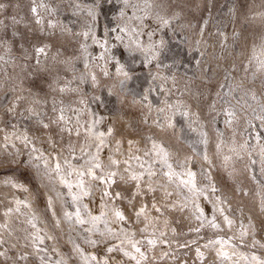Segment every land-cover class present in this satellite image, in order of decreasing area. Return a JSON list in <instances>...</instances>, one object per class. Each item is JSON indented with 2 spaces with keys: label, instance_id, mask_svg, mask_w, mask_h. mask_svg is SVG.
I'll return each mask as SVG.
<instances>
[{
  "label": "rangeland",
  "instance_id": "374dc122",
  "mask_svg": "<svg viewBox=\"0 0 264 264\" xmlns=\"http://www.w3.org/2000/svg\"><path fill=\"white\" fill-rule=\"evenodd\" d=\"M35 3L46 6L38 9L39 24L37 15L31 12L33 0H0V128L5 130L1 133L13 131V125L15 130L21 129L27 123L37 148L48 153L51 137L65 156H73L87 150L92 141L85 134L91 101L97 100L109 109L115 103L121 108L122 118L115 122L114 129L124 139L153 136L165 148L174 146L182 159L172 154L169 163L180 173L187 172L188 163L199 160L201 172L206 173L204 181L196 179L204 190L199 198L219 202L226 199L227 204L219 208H223L224 215L234 216L231 227L217 209H208L197 220L187 215L185 207L190 200L180 194V189H167L174 193L167 197L164 189L152 184L158 188L156 192L136 194L134 183L117 177L111 191L121 193V198L113 202L128 211L133 230L135 212L142 205L153 214V223L146 232H141L146 225L137 226V239H150L163 232V240L167 241L162 249L143 243L148 260L142 264H223L208 244L217 237L239 247L234 259L240 264H248L241 254L251 257L255 253L264 258V121L260 119L264 117V72L258 71L256 59H252H264V0H150L152 6L146 10L143 23L132 24L139 25L141 35L125 36L121 42L111 33L108 52L91 45V39L77 35L92 24L86 11L92 0ZM131 3L143 6V0ZM120 7L121 0L103 4L95 24L98 37L117 24L123 27L132 23L127 17L118 18ZM128 13L131 15V10ZM148 33L154 34L149 37ZM136 39L142 49L136 48ZM126 44L132 45L131 53ZM40 47L45 49L42 54L36 52ZM116 61L130 72L128 78L117 71ZM9 108L14 111L9 112ZM61 109L66 120L70 119L67 127L73 129L71 134L60 132L64 124L51 123ZM110 116V112L104 113L100 120ZM39 120L48 123L49 129H42ZM124 120H130V129H124ZM77 129L80 136L75 134ZM183 135L194 138L187 141ZM38 136L48 141L38 144ZM129 146L126 156L141 157V161L131 160L137 168L141 162L147 168L157 159L148 160L139 145ZM29 151L22 145L19 154L8 151L1 155L0 180L11 176L32 187L38 207L49 220L47 199L29 163ZM147 183L151 182L145 179L142 187ZM212 187L217 191L213 192ZM3 189L0 186V225L8 227H0V264H52L44 245L40 248L45 255L32 245L35 229L29 223L33 220L31 212L21 205L19 213L4 215L8 207L15 205ZM154 203L159 213L153 209ZM213 216L220 228L211 227ZM247 221L253 230L244 231ZM197 228L199 232L194 231ZM242 232L246 234L241 236ZM94 240L92 246L96 249L106 243L102 237ZM61 246L75 260L69 245L62 242ZM25 255L27 259H20Z\"/></svg>",
  "mask_w": 264,
  "mask_h": 264
},
{
  "label": "snow or ice",
  "instance_id": "6c2138e0",
  "mask_svg": "<svg viewBox=\"0 0 264 264\" xmlns=\"http://www.w3.org/2000/svg\"><path fill=\"white\" fill-rule=\"evenodd\" d=\"M110 0H92L90 6H86V11L88 16L91 18L92 24L89 25L88 30L82 33H78L77 35L83 36L85 40L91 39L93 44L99 45L101 48L104 49L105 52L110 51L108 47V37L111 33L116 34L114 39L116 41L123 42L124 37L128 36L131 38L133 35L139 37L141 35V31L139 30V25L132 26L135 22H139L140 24L143 23L144 18L148 15L147 9L151 8L150 0H143V6L141 7L138 4L131 3V0H121L122 7L119 9L118 18L123 20V18L127 17L131 24H125L121 27L117 24L115 27L110 29H106L102 33V38L98 37L95 31V24L98 19V14L102 13L103 11V4L108 3ZM3 7V5H0ZM46 6L41 3L37 5L35 0H33V6L31 8V12L37 15L36 22L39 24L41 23V19L39 18L38 9L45 8ZM79 8V5L76 6ZM128 10H131V15H129ZM48 11H52L48 9ZM137 13H143V15H138ZM115 19V18H114ZM163 24H167L166 20H162ZM50 27H54V25L49 22ZM123 34V35H121ZM154 33H148L149 37H151ZM137 49H142L143 45L136 39L134 41ZM81 47L87 51V46L82 44ZM262 47L261 55L264 56V45ZM125 48L129 50L131 53L132 48L131 45H125ZM45 49L43 47L37 48V53H44ZM103 58V56H101ZM252 59H256L257 69L258 71L264 72V59H258L253 57ZM252 59L249 60V64L252 63ZM151 62L150 60L148 61ZM119 64V61H117ZM118 72H122L127 77V72H124V66L119 65L117 68ZM107 75V73H105ZM94 79V78H93ZM123 83V82H121ZM63 91V89H61ZM255 99V97H253ZM147 99V97H145ZM9 112L14 111L13 108L8 109ZM55 112L56 110L53 109ZM163 111V109H161ZM32 115L38 116V113L33 112ZM264 121V117L260 118ZM40 127L42 129H49V124L44 123L43 120L38 121ZM54 124H64V127L60 128V132H67L71 134L73 129L71 127H67V124L70 123V119L66 120L63 110L61 109L60 114L57 116V119L51 121ZM99 120H94L90 126H85V134L94 140V144L91 147L96 148L95 153L91 152H82V156H86L87 158L84 159V163H80V158L72 157H62L60 154L48 153L46 154L41 149L35 146V143L32 137L28 134L27 130L23 132L15 130V125L12 126L13 131L5 132L3 139L4 141L11 144L13 148H16V141H19L20 144L23 145L24 148L29 149L30 160L34 159L38 161L34 165L37 169V175L47 176L50 180L55 177L58 179L59 184L63 185L65 189H67V194L71 197V204H68L67 209L63 212V216L68 221H74L76 224L84 225L90 224L91 227L85 229L86 232H100L101 235H104V232H101L99 225L103 223L105 225V229L109 236L115 237L119 239L120 243L118 245H114L112 247H108L106 251L108 253H112L114 251H119L123 254V256L127 257L130 261H135V264H142L148 260V256L145 250H142L141 245L146 242L147 245L155 247L157 243H167L166 240H160L159 238L155 239H148L144 236L142 239L138 240L135 239V233H127L123 230L120 231L119 235H117V229L111 227L112 223L119 224L127 220L124 211L118 207L109 208L107 202L104 200L107 197L109 200L115 201L121 198V193L116 192L115 194L111 191V186L116 183V178L119 177L120 180H123L125 183L132 182L135 184L136 194H140L142 192H156L158 190L157 187H153L152 183H147L143 185L142 182L147 179L148 181H152L154 177L160 176L163 180H166L168 183H177V178L179 177V181L177 183V187L179 188L181 185L188 190V192L192 193L193 196L203 195L204 190L198 185L196 180V174L188 171L186 173L177 172L171 163H169V156L170 153L167 149L162 145H157L155 142L152 144L151 152H154L157 159H154L150 164H148L147 168L145 167V163L141 162L139 164V171L132 170L130 160L135 159L136 161H141V157H130L129 160L123 161L124 164V173H127V179L125 180V176L121 174L118 170L121 164V161L114 159L111 155L108 157V162L105 164L99 156V153L103 150L105 146V138L106 136H111L113 133V129L108 128L106 132L99 131L96 127L99 124ZM5 130L0 128V132H4ZM77 136H80L79 129L76 130L75 133ZM49 143L52 145L53 152H55L56 143L49 137ZM119 143V142H117ZM131 143V141L129 142ZM118 150V149H117ZM74 151V149L72 150ZM20 150L17 149V154H19ZM31 153H37L36 156L32 157ZM145 155H149V152L146 151ZM73 159L76 160V163H73ZM157 164L159 168H157ZM164 169H167L166 171ZM186 175V178L184 176ZM3 183L7 186H10L13 189H19L27 193L29 188L22 184L16 182L13 178H7L3 181ZM156 184L159 188H163L165 191V195L167 197H171L174 193L167 191V185L162 183L161 180H157ZM103 185L104 188L102 189V206L99 211V215H93L91 210L89 209V204L84 203L85 198L90 197L92 195V190L94 186ZM212 191L215 192L217 189L212 187ZM58 196L61 193H57ZM67 204V201H65ZM30 207V203L27 200H20L17 199L15 202L14 207H8L4 213L7 217L12 213H19L20 206ZM146 205H142L138 211L135 212V216L137 218L141 217L145 214ZM153 209L159 213L160 208L156 207L155 203L152 205ZM46 209H51L52 214L55 215V210L52 208V198L48 197ZM198 215H196L197 220H201L203 217V210L199 209L197 206ZM217 211L223 216L224 223L231 227L234 223L228 216L224 215L223 208H218ZM109 214L111 215V221L108 219ZM85 216L87 219H85ZM147 218V217H145ZM216 217L213 216L212 220L209 221L211 227L213 228H220V224L215 222ZM31 227L35 229V232L32 234V245L36 249L37 252H40L44 249H41L40 246L44 244L45 239H51V237H45L41 234L42 229H39L36 223L33 220H29ZM57 225L59 224V220L56 221ZM151 223V221H149ZM0 227L7 228L8 225H0ZM147 226L144 229H141V232H146ZM194 231L199 232L200 229H194ZM246 233H241V236L245 235ZM161 236L164 233L160 234ZM121 237H123L121 239ZM87 243L95 244L96 241L92 240L90 237L86 239ZM0 243H3L0 240ZM230 243L229 239H225L224 237H217L215 240H210L208 244L211 245H219L220 249L217 252L219 257L224 259H233L237 254L236 252H229L224 250V246ZM187 246V245H182ZM208 245H205L207 247ZM264 247V245H261ZM79 249V246H77ZM46 251V250H45ZM3 255V253H0ZM165 256L168 255L167 253L164 254ZM197 255L201 258L203 257V253L200 252V249L197 248ZM20 259H27V255L20 257ZM43 259V257H41ZM97 257L95 255H91L89 257H85L86 261H97ZM110 258L106 257L103 260V264H108V260ZM241 259L247 261L248 264H264V258L257 256L255 253L251 255V257L247 255L241 254ZM233 264H240V260H233Z\"/></svg>",
  "mask_w": 264,
  "mask_h": 264
},
{
  "label": "bare ground",
  "instance_id": "6f19581e",
  "mask_svg": "<svg viewBox=\"0 0 264 264\" xmlns=\"http://www.w3.org/2000/svg\"><path fill=\"white\" fill-rule=\"evenodd\" d=\"M93 45V43L91 44ZM132 47V45H131ZM86 60V59H85ZM117 62V61H116ZM117 65H123L120 63ZM124 72H127V77L121 72V75L123 78H128L130 75V72L124 67ZM119 74V73H118ZM120 75V76H121ZM123 88V86H122ZM125 90V89H124ZM126 91V90H125ZM107 94V93H106ZM108 95V94H107ZM106 99V97H105ZM108 99V98H107ZM113 99V98H112ZM110 100V99H109ZM106 101V100H105ZM112 109H109V107H104L100 105V103L96 100L91 101L89 104V110H90V123L89 126L92 124L94 120H99L100 123L96 125L97 129L99 131H104L106 132L108 128L113 129V133L111 136H106L105 138V146L103 150L99 153L100 159L106 164L108 162V157L111 155L114 159H117L121 161V164L119 166V169H114L118 170L121 174H124L127 176V173H124V164L123 161L129 160L130 158L125 155L128 146L130 144H135L143 147V150L148 151L149 155H147L148 160H151L152 158L156 157L154 152H151L152 144L155 142L157 145H163V142L156 138V137H141V136H134L131 139L128 138H123L114 128L115 122L119 119L122 118V111L120 106L115 105ZM88 106V105H87ZM111 113L110 117H105L102 121L100 120V116L104 113ZM89 116V115H88ZM97 119H96V118ZM123 127L124 129H130L131 128V122L130 120H124L123 122ZM24 130H29L27 123H24L21 126V129H17V131L23 132ZM3 134L0 132V157L3 155L5 152L11 151V152H17V149L21 150L22 144H20L19 141H16V148H13L10 143L4 141L3 139ZM182 136V135H181ZM185 140L191 141L194 136L191 135H183ZM183 138V137H182ZM45 138H42L38 136L36 139V143L40 144L43 143ZM90 142L88 149L85 150L84 152H91L95 153L96 148L91 147L95 142L93 139ZM48 141V140H45ZM131 141V143H129ZM119 142V143H117ZM49 145L48 153H53L55 154H60L62 157H68L72 158L73 156L76 158H80V163H84V159H86V156H82V152L79 151L78 154L73 156H65L64 153L60 150V147L56 145L55 152H53L52 145L47 142ZM56 143V142H55ZM130 148V146H129ZM118 149V150H117ZM167 151L170 153V155H175L177 159H182V156L177 152V150L174 148V146L170 145L167 148ZM46 153V154H48ZM34 157L33 155H31ZM121 158L123 160H121ZM170 159V156H169ZM29 163L34 167L38 161L32 159L30 160V155H29ZM73 163H76V160L73 159ZM132 170L139 171L140 169L137 168L136 162H132L130 160ZM35 172H36V177L38 182L41 185L42 191L48 199V197L52 198V208L55 210V215L52 214V210L48 209V214L50 219L47 220L46 217H44L42 211L37 205L36 202V196L35 192L30 187L29 185L25 184L22 181H19L18 179L14 177H5L4 179L0 180V186H2L7 195H9L13 199V203L15 205V202L17 199L20 200H27L30 203V207H26L30 212L33 217V222L36 223L37 227L39 229H42L41 234L44 235L45 237H51V239H45L44 241V248H46V253L49 254L47 257L49 261L52 264H103L104 258L108 257L110 258L108 260V264H134L135 261H130L127 257L123 256V254L119 251H114L112 253H108L106 249L108 247H112L114 245H118L120 243L119 239L112 238V236H109L107 234V231L105 229V225L103 223H100L99 228L101 232H104V235H101L100 232H92L88 233L85 231V229L90 228V224H76L74 221H68L64 218L63 212L67 209L68 204H71V197L67 194V189L63 187V185L59 184L58 179L53 177L51 180L47 176H42V175H37V169L34 167ZM191 171L196 174V179L199 182L204 181L205 175H203L205 172H201V166L199 160H196L194 163H188L187 166V172ZM206 174V173H205ZM7 178H13L16 182L22 183L26 185L29 188V191L27 193L20 191L19 189H13L10 186H7L3 183V181ZM161 180L162 183H165L167 185V189H180V194L183 196H186L187 199L190 200V203L188 206L185 207V210L187 212V215L189 217H194L198 215L197 211V206L199 209L203 210V214L207 213L208 209H218L220 206H225L227 203L226 199L223 200V202H219L216 200H211V201H206L204 198H199V196H193L192 193L188 192L186 188H184L182 185L178 188L177 183H168L166 180H163L162 177L157 176L150 181L153 185L157 186L156 181ZM104 188L103 185L100 186H94L92 190V195L90 197L85 198L84 203L89 204V209L91 212L96 211L95 215H99V211L102 206V201H101V196H102V189ZM159 188V187H158ZM163 189V188H161ZM3 191V192H4ZM61 193L60 196L57 195V193ZM104 200L107 202L109 208L113 207H118L121 209L120 206H116L112 200H109L107 197L104 198ZM65 201H67V204H65ZM224 203V204H222ZM140 209V208H139ZM124 214L127 217V220L120 222L119 224L112 223L111 227H114L117 229V235H119L120 231L123 230L127 233H135V239H137V226L138 225H146V226H151L153 223L152 219V213L146 208L145 209V214L142 215L141 217L135 218L137 219L135 223L136 230H133L132 225L129 223V213L127 210H123ZM94 215V214H93ZM226 216H228L231 220L234 218L232 213H227ZM9 217V216H7ZM147 217V218H145ZM85 219L87 217L85 216ZM108 219L111 221L112 217L109 214ZM59 220V224L57 225L56 221ZM151 221V223H149ZM254 227L253 225L247 221L244 224V231H251L253 230ZM163 233V232H162ZM161 233H158L156 236L151 237L150 239H155L159 238L160 240H163V236L160 235ZM91 238L94 240L95 237H102L103 241L106 242L101 243L99 248L96 249L95 247L92 246L91 243H87L86 239ZM123 237H121L122 239ZM165 239V238H164ZM117 240L118 242H115ZM65 242L69 245L70 250L72 254L75 256V260H72L70 256L68 255L67 251H64L62 249L61 243ZM164 244V243H163ZM162 243H157L156 247L158 249L164 248V245ZM63 245V244H62ZM65 246V245H64ZM79 246V249L77 248ZM209 248L217 255L218 250L220 249L219 245H211L209 244ZM225 249H230L229 254H231L233 251L236 253H239V247L235 246L233 243H228L224 246ZM43 252V251H42ZM44 253V252H43ZM253 254V253H252ZM251 254V255H252ZM45 255V253H44ZM91 255H95L98 259L97 261H86L85 257H89ZM257 255V254H256ZM259 256V255H257ZM219 261H221L223 264L226 263H233V259H224L222 257H219L217 255ZM260 257V256H259ZM151 264V263H150Z\"/></svg>",
  "mask_w": 264,
  "mask_h": 264
}]
</instances>
